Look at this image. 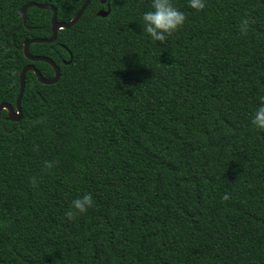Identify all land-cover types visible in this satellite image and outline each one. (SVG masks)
<instances>
[{
    "label": "trees",
    "instance_id": "obj_1",
    "mask_svg": "<svg viewBox=\"0 0 264 264\" xmlns=\"http://www.w3.org/2000/svg\"><path fill=\"white\" fill-rule=\"evenodd\" d=\"M29 1L49 8L24 22ZM84 1L0 0V103L15 105L27 63L54 75L23 43ZM173 3L186 20L165 44L140 32L149 0H91L31 43L60 77L28 70L22 118L1 112L0 264H264V132L248 121L264 95V0ZM85 191L92 207L67 219Z\"/></svg>",
    "mask_w": 264,
    "mask_h": 264
},
{
    "label": "clouds",
    "instance_id": "obj_2",
    "mask_svg": "<svg viewBox=\"0 0 264 264\" xmlns=\"http://www.w3.org/2000/svg\"><path fill=\"white\" fill-rule=\"evenodd\" d=\"M205 3L206 0H187L188 7L197 11L202 10ZM185 20V12L177 8L173 0H149V7L140 14V32L156 43L165 44L166 37L182 26ZM248 121L253 128L264 132V95L258 96V103L249 114ZM54 164L55 161H44L45 168H51ZM221 198L227 200L228 194L224 193ZM92 205L93 196L85 191L72 199L64 215L72 220L76 215L85 213Z\"/></svg>",
    "mask_w": 264,
    "mask_h": 264
},
{
    "label": "water",
    "instance_id": "obj_3",
    "mask_svg": "<svg viewBox=\"0 0 264 264\" xmlns=\"http://www.w3.org/2000/svg\"><path fill=\"white\" fill-rule=\"evenodd\" d=\"M91 0H85L83 2V4L80 6V8L76 11V13L74 14V16L67 21H58L56 18V9L53 8L54 12L52 15V19H51V29H52V34L49 37H32V38H28L24 41V53L26 54V56L31 59L32 61L35 60H44L48 63H50L52 65V67L54 68V75L46 77L42 74V72L36 67V65L33 62H29L27 63L21 71L20 74V88H19V92L16 98V102L15 105L8 103V102H1L0 103V116H1V112L2 109H6L7 110V119L10 120H20L23 116V112H22V107H21V99L24 93V89H25V85H26V72L28 70H32L38 77L39 81L45 84H51L56 82L59 77H60V66L49 56L46 55H42V54H31L30 53V45L33 42H52L56 39L57 37V33L58 30L60 28H68L70 26H72L75 22L78 21V19L83 15L85 9L87 8V6L89 5ZM105 1V0H102ZM37 6V7H41V8H49V5L45 4V3H39L36 1H29L27 3H25L21 10H20V15L23 18V21L26 22V11L28 9L29 6ZM109 13L108 9L105 8H100L97 11V14L101 15V16H105Z\"/></svg>",
    "mask_w": 264,
    "mask_h": 264
},
{
    "label": "flooded vegetation",
    "instance_id": "obj_4",
    "mask_svg": "<svg viewBox=\"0 0 264 264\" xmlns=\"http://www.w3.org/2000/svg\"><path fill=\"white\" fill-rule=\"evenodd\" d=\"M102 3H105V2H107V0H105V1H102V0H100Z\"/></svg>",
    "mask_w": 264,
    "mask_h": 264
}]
</instances>
